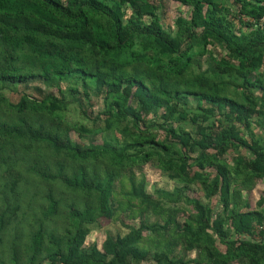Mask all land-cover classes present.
Segmentation results:
<instances>
[{"label":"trees","instance_id":"trees-1","mask_svg":"<svg viewBox=\"0 0 264 264\" xmlns=\"http://www.w3.org/2000/svg\"><path fill=\"white\" fill-rule=\"evenodd\" d=\"M169 1L173 31L164 0H0V264H264V0Z\"/></svg>","mask_w":264,"mask_h":264},{"label":"rangeland","instance_id":"rangeland-1","mask_svg":"<svg viewBox=\"0 0 264 264\" xmlns=\"http://www.w3.org/2000/svg\"><path fill=\"white\" fill-rule=\"evenodd\" d=\"M160 13H161V19L162 23L165 28H168L170 30L175 29L174 25V18L178 14H184L186 15V8L180 4H177L175 2H170L169 0H164V3H162V6L160 7ZM207 49L212 53L213 56H216L218 54H223L224 48L221 45H209ZM200 63H201V69L204 70L207 67L211 65V60L209 59L208 54H205L204 56L200 57ZM77 84V80L74 79H66L62 80L58 85L63 89L66 90L68 87L72 86L73 83ZM41 87V91L39 92L36 87ZM51 90L50 87H45L41 84H31L28 87L24 86H17V87H12V89L8 87H3L2 92L9 97L12 100H17L20 96L21 93H27L32 97H36L38 99L43 97V94L45 92H49ZM66 98L69 99L68 95H66ZM90 99L94 101V106L93 111L94 113L99 111L102 106L100 99L96 97L94 94L90 95ZM64 114L66 116V119L72 123H80L83 125H86L87 127L92 126V122L89 119L83 118L81 114L79 113L77 103L74 101H70L67 109L64 111ZM184 128H186L188 131L193 132L194 128L189 124L185 123ZM256 132H258V129H255ZM115 136L111 132H98L93 134L92 136H87L85 135L83 138L79 139L78 134L75 132H71V138L76 141H84V142H90V141H95V142H101L103 138L109 137L110 139H113ZM245 153L248 154V152L243 151V150H231L228 152L229 155H235L237 153ZM143 172L146 177V185L145 189L148 192H153L154 189H165V190H171L175 183L170 180L167 176L166 173L159 171L155 167L151 165H145L143 167ZM264 189V182L259 181L255 189L249 194V201L253 205L258 198V196L262 193ZM155 219L154 216L149 215L148 216V221H153ZM127 229L120 224L118 221H112L107 224H100L98 227L91 228L89 234L86 237L85 242L87 244H90L91 242H94L97 244L99 247L101 246L102 241L104 240L105 236L107 233L111 234H124L126 233ZM193 254V252H192ZM141 264H154L153 262L146 261L142 262Z\"/></svg>","mask_w":264,"mask_h":264}]
</instances>
